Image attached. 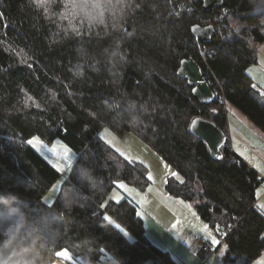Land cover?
<instances>
[{"label": "trees", "instance_id": "1", "mask_svg": "<svg viewBox=\"0 0 264 264\" xmlns=\"http://www.w3.org/2000/svg\"><path fill=\"white\" fill-rule=\"evenodd\" d=\"M83 1L89 17L74 0H0V264H52L62 249L71 264L82 254L176 264L147 238L131 200L106 202L118 181L140 190L151 183L145 164L101 138L106 126L134 132L174 167L182 178L169 176L167 193L193 203L214 230L234 226L224 260L252 264L264 252L262 179L226 146L214 158L191 132L202 116L228 134L225 103L217 95L199 102L178 69L189 57L210 69L226 101L264 131V91L248 72L264 43V0L210 9L195 0L201 13L222 15V37L209 43L192 34L202 16L189 0ZM34 135L76 153L50 204L43 197L60 172L28 143ZM81 167L96 177L91 186L79 181Z\"/></svg>", "mask_w": 264, "mask_h": 264}, {"label": "crops", "instance_id": "2", "mask_svg": "<svg viewBox=\"0 0 264 264\" xmlns=\"http://www.w3.org/2000/svg\"><path fill=\"white\" fill-rule=\"evenodd\" d=\"M248 72L254 79L259 90L264 91V43L260 46L258 62L251 65L248 68ZM225 108L227 115L228 142L231 144V149L255 169L262 179V184L258 189L256 205L264 212V131L234 103L227 101ZM118 182L111 190L106 202L108 200H131L137 207L138 215L143 219L147 238L156 246L168 251L176 264H237V262L234 261L224 260V256H222L220 252L221 248L225 247L224 245L215 249L214 237L212 233L209 232V229H213L200 217L193 203L169 195L165 187L162 190H153L154 187H151V183L150 191H153L155 199L150 201V209L146 211V208L144 210L140 207V203L136 201L133 197L134 195H130L132 193H126L122 189L123 186H117ZM128 185V187L133 189L131 190L133 194H138V192L134 190L138 189L137 187L131 184ZM161 205L167 208L169 207L176 213V220L178 223L172 218L169 219L170 221H164L157 216V207ZM192 222L193 224L191 225ZM185 235L186 238L184 237ZM130 237L133 238L132 235ZM206 242L212 245L208 252L203 249ZM262 254L261 255L264 257V252ZM69 258L72 259L71 254L67 257L60 256V258L56 259L52 264H71L66 260ZM73 264L122 263L110 254L103 255L100 260H94L82 254L78 256V259L75 260ZM142 264L155 263L152 260H147Z\"/></svg>", "mask_w": 264, "mask_h": 264}, {"label": "rangeland", "instance_id": "3", "mask_svg": "<svg viewBox=\"0 0 264 264\" xmlns=\"http://www.w3.org/2000/svg\"><path fill=\"white\" fill-rule=\"evenodd\" d=\"M87 4L88 3H85L83 0H74L73 10L80 11L79 13H84V17L85 15L89 17L90 15L86 9ZM100 136L108 144L121 152L126 158L132 161H139L148 167V175L152 184L149 183L145 190L134 189L139 195L136 193L133 194L131 191L133 189L128 187L129 185L125 181H119L117 184L118 187L123 186L122 189L126 193H132L130 195H134L133 197L140 203L139 205L142 209L145 210L146 208V211H149L148 209H150V201L155 199L153 191H150V184L151 187H154L153 190H162L165 187V181L169 176L174 175L179 179L182 178L181 174L174 167L167 163L165 159H163L156 151H154V149H152L134 132H128L124 135H119L115 133L109 126H106L100 131ZM29 141H31V143H29ZM28 143L60 172L59 179L54 183V185H52L50 189H48L43 197L44 201L50 204L54 201L61 182L69 174V170L75 162L76 153L66 142L60 138L54 140L53 142H47L39 135H34L28 140ZM156 212L160 219L164 221H170L169 219L172 218L178 223L176 220V213L173 212L169 207L167 208L161 205L157 207ZM192 224L193 222L191 225ZM184 237L186 238V235ZM225 250L226 247L221 248L220 252L222 256H224ZM59 254L60 256L65 257L70 255L68 249H62ZM262 255L256 258L252 264L264 263V257ZM149 260L151 261V259ZM237 260L234 262H237V264H245L243 259L239 258Z\"/></svg>", "mask_w": 264, "mask_h": 264}, {"label": "water", "instance_id": "4", "mask_svg": "<svg viewBox=\"0 0 264 264\" xmlns=\"http://www.w3.org/2000/svg\"><path fill=\"white\" fill-rule=\"evenodd\" d=\"M203 1L204 9L213 8L224 2V0ZM191 31L195 37L201 38L206 43L211 42L215 35V29L212 25H202L201 23L193 24ZM178 74L188 79V83L193 86L192 94L199 102L211 103L216 99L215 91L205 78L201 64L193 57L181 60ZM190 130L206 142L214 158H223V148L228 141V134L213 120L197 116L192 120Z\"/></svg>", "mask_w": 264, "mask_h": 264}, {"label": "built area", "instance_id": "5", "mask_svg": "<svg viewBox=\"0 0 264 264\" xmlns=\"http://www.w3.org/2000/svg\"><path fill=\"white\" fill-rule=\"evenodd\" d=\"M188 6L190 10L196 9L198 12H200L197 6L195 5V0H189ZM200 15L202 16V18H201V22L199 23H201L202 25H212L215 29V35L222 37V34H223L222 15L220 13H212V14L205 15L204 13H201V12H200ZM208 55H209L208 49H203L201 51V56L205 62H207ZM204 76L208 80V82L211 84V86L213 87L215 94L220 98V100L223 103L226 104L227 101H226V97L224 94L223 86L219 82V80L216 77H214V74L212 73V71L210 69H209V72L204 71ZM225 146L231 149V144L228 141L225 144ZM233 228L234 226H230L227 230L223 228H219L218 230L209 229V232H211L214 237L215 249L219 248L220 246L224 244L226 237L228 236L229 232ZM211 246H212L211 243L206 242L203 246L204 251H207V252L210 251Z\"/></svg>", "mask_w": 264, "mask_h": 264}, {"label": "clouds", "instance_id": "6", "mask_svg": "<svg viewBox=\"0 0 264 264\" xmlns=\"http://www.w3.org/2000/svg\"><path fill=\"white\" fill-rule=\"evenodd\" d=\"M78 179L81 183H86L91 186V183L96 179L90 169L81 167L78 171ZM71 203H65V207H70Z\"/></svg>", "mask_w": 264, "mask_h": 264}, {"label": "snow or ice", "instance_id": "7", "mask_svg": "<svg viewBox=\"0 0 264 264\" xmlns=\"http://www.w3.org/2000/svg\"><path fill=\"white\" fill-rule=\"evenodd\" d=\"M29 143H31V141H29Z\"/></svg>", "mask_w": 264, "mask_h": 264}]
</instances>
